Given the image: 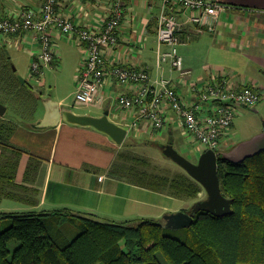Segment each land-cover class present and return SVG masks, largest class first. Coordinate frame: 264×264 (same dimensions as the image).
Here are the masks:
<instances>
[{"label": "crops", "instance_id": "crops-1", "mask_svg": "<svg viewBox=\"0 0 264 264\" xmlns=\"http://www.w3.org/2000/svg\"><path fill=\"white\" fill-rule=\"evenodd\" d=\"M217 1L224 5V10L213 33L200 30L190 21L187 13H179L182 41L179 53L184 59L185 69L192 72L190 79L172 71L169 63L162 64L161 67L158 65V16L161 0H127L126 19L120 29L123 42L116 49L107 52L108 64L148 67L154 81L163 77L171 79L186 100L189 99V86L205 84L212 75L230 74L235 81L245 80L250 85L257 86L264 78V0ZM103 2L98 7L96 3L59 0V13L70 17L76 23L100 29L105 16ZM42 4V0H0V16L14 15L24 5L38 10ZM21 41V44L14 46L21 50L22 45H25L32 62L38 47L28 44L23 38ZM56 43L58 50L66 44L77 48L80 53L73 90L68 94L69 99L77 91L82 49L63 36L56 38ZM9 48L0 47L1 80L4 77L2 61ZM55 67L59 71L63 70L58 63H55L53 68ZM2 84L0 96L6 98V89L2 88ZM45 84L48 82L45 81ZM133 91L134 88L121 87L112 77H108L102 89L101 104L89 105L102 111L95 116L110 111V118L115 123L128 127L125 142L135 131L132 124L137 117L132 111L117 110L115 103L119 94ZM40 92L43 97L41 89ZM55 102L60 103L61 108L74 111L81 107L76 102H66L64 99ZM46 111L35 123L44 119ZM3 117L0 115V164L4 160L3 148L8 149V157L14 151L22 152L15 181L25 187L21 189V193L26 201H16L17 205H5L4 200L0 204V212L52 213L67 209L74 214L94 215L101 221L108 219V222L143 218L162 222L163 217L168 214L187 210L181 199L109 175L125 149V142L118 146L101 132L72 126L63 119L57 125L42 130L34 129L33 123L18 125L16 132L5 136V128L1 127ZM171 123H168L160 135L157 134L160 143L167 138L169 143L171 137L176 140L175 130L179 129L176 123ZM138 125L141 131L139 135L153 133L144 122H139ZM163 142L160 144L161 149L165 145ZM192 210L193 208L189 211Z\"/></svg>", "mask_w": 264, "mask_h": 264}, {"label": "trees", "instance_id": "trees-1", "mask_svg": "<svg viewBox=\"0 0 264 264\" xmlns=\"http://www.w3.org/2000/svg\"><path fill=\"white\" fill-rule=\"evenodd\" d=\"M3 150L0 204L26 201L21 193L25 187L15 181L22 152L14 151L8 157V149ZM139 161L120 154L109 175L181 200H197L205 191L188 174L152 175L135 166ZM218 174L232 213L218 218L197 211L184 239L166 234L164 224L153 219L108 222L67 209L0 212V221H10L8 228L0 229V264H163L160 254L168 264H264V152L240 164L220 156ZM68 224L79 231L73 240L65 231ZM14 241L19 246L11 257L9 245Z\"/></svg>", "mask_w": 264, "mask_h": 264}, {"label": "built area", "instance_id": "built-area-1", "mask_svg": "<svg viewBox=\"0 0 264 264\" xmlns=\"http://www.w3.org/2000/svg\"><path fill=\"white\" fill-rule=\"evenodd\" d=\"M38 10L22 6L14 15L0 16V47L19 45L21 38L37 46L30 67V78L40 89L46 86V68L58 61L56 38L65 37L82 49V62L77 76L75 102L86 106L101 104L102 89L108 77L121 87L134 91L118 95L117 110L132 111L139 122L156 134L175 124L185 135L207 150L220 153L232 140L231 130L238 113L261 103L264 92L230 74L212 75L204 84H192L186 100L172 80H153L148 67H128L108 64L107 52L122 44L120 29L126 19L127 0H75L78 3H104L105 16L100 29L74 22L59 13V0H42ZM224 5L217 0H161L158 16L159 51L157 62L169 63L171 70L185 79L192 77L179 53L181 23L179 13H187L200 30L215 32ZM152 133V134H153ZM160 135V134H159ZM205 151L200 150V154ZM222 153V152H221Z\"/></svg>", "mask_w": 264, "mask_h": 264}, {"label": "rangeland", "instance_id": "rangeland-1", "mask_svg": "<svg viewBox=\"0 0 264 264\" xmlns=\"http://www.w3.org/2000/svg\"><path fill=\"white\" fill-rule=\"evenodd\" d=\"M60 49L57 52V57L59 58L57 63L61 65V69L63 70L59 71V68L56 69V67L51 69L46 68L45 81L46 83L48 82V84L46 87L40 88L43 92V97L40 95V89L35 87L33 89L30 88V86H34L36 84L30 78V67L32 62L31 56L26 50V46L22 45L21 50L17 49L16 46H13L5 52L6 56L2 61L4 79H0V85L3 82L8 94V97L6 96V98L0 96L1 102L7 107V113L1 121V127L5 128V136L12 135L14 132H16L18 125H27L28 123L34 124L37 119L42 117L46 110L44 105V99L46 98L55 101L64 99L66 102L75 103V96L68 99V94H70V92L73 90V79L76 74L75 69L80 59V53L77 51V48H72L66 44H63ZM19 77L27 80L28 83L23 84ZM256 88H259L264 92V78L262 83H259ZM2 93L5 95L4 92ZM75 111L80 112L81 114L90 115L100 114L102 112L100 109L97 111V108L84 106V104H81L79 109L75 108ZM114 114L112 116L113 119H115ZM263 129L264 96L261 103L257 104L253 108L244 109L241 113L237 114L233 128L231 130L232 140L228 142V146L225 145L220 149V151L226 152L230 150V148H233V146L235 147L239 143L253 138L255 135L262 132ZM140 133L141 131L138 129L135 130L133 134H131L122 153L123 156L127 154V156L131 157V159H139V165L135 164L137 168L139 167V169H146L152 175H158L166 178H172L176 175L188 174L187 171L184 170L180 165L164 155L162 149L160 148V144H162L163 141L160 143L156 133H149L148 135L144 136L142 134L139 135ZM174 135L176 138L175 148L179 151V153L191 162L197 163L201 155L200 150L205 151V149L201 147V145H199L194 140V138L185 135L181 129L175 130ZM130 143H133V145L129 146ZM163 143L166 145L168 143V138ZM207 198L208 195L206 191H204L197 200L182 201L185 203L184 207L187 208V210H191L196 206L197 202L206 201ZM5 201V205H17L16 201ZM102 220L107 221L108 219ZM127 221L128 220L115 222ZM162 223L166 224V221L162 220ZM128 224L133 226L138 225L129 222ZM9 226V220L0 221L1 230H4ZM185 230L186 228L171 229L167 225L164 226V231L166 234L178 239L185 238ZM65 231L70 240H73L79 234L78 229H76L71 224L66 226ZM18 246L19 243L16 241L10 243L9 250L11 252V257H13L14 251ZM159 257L163 264H168L161 254Z\"/></svg>", "mask_w": 264, "mask_h": 264}, {"label": "water", "instance_id": "water-1", "mask_svg": "<svg viewBox=\"0 0 264 264\" xmlns=\"http://www.w3.org/2000/svg\"><path fill=\"white\" fill-rule=\"evenodd\" d=\"M23 84L25 79L19 77ZM46 115L44 119L34 123L32 127L37 130L46 129L57 125L62 119L72 126L92 128L107 135L118 146H122L128 135V127L115 123L110 118V111L103 115L95 116L90 114L76 113L72 109L61 108L60 103L47 99L44 101ZM7 107L0 102V115L5 116ZM172 134V133H171ZM174 137H171L168 144L162 146L164 155L172 159L187 171L190 177L201 184L206 191V201L197 202L192 213L184 211L168 214L164 217L166 224L171 229L188 228L194 221L197 211H207L215 217L223 218L232 213L231 200L224 197L221 191L218 174V158L224 157L231 163L240 164L247 159L253 158L264 152V129L253 138L241 142L230 150L222 153L207 150L200 155L197 163L191 162L175 148Z\"/></svg>", "mask_w": 264, "mask_h": 264}, {"label": "flooded vegetation", "instance_id": "flooded-vegetation-1", "mask_svg": "<svg viewBox=\"0 0 264 264\" xmlns=\"http://www.w3.org/2000/svg\"><path fill=\"white\" fill-rule=\"evenodd\" d=\"M234 147V146H233ZM231 149V148H230ZM184 212H186V211H184ZM187 213H190V212H187Z\"/></svg>", "mask_w": 264, "mask_h": 264}]
</instances>
